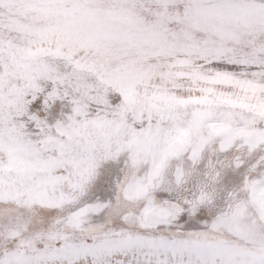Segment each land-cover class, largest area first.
Wrapping results in <instances>:
<instances>
[{
    "label": "rangeland",
    "instance_id": "374dc122",
    "mask_svg": "<svg viewBox=\"0 0 264 264\" xmlns=\"http://www.w3.org/2000/svg\"><path fill=\"white\" fill-rule=\"evenodd\" d=\"M0 264H264V0H0Z\"/></svg>",
    "mask_w": 264,
    "mask_h": 264
}]
</instances>
